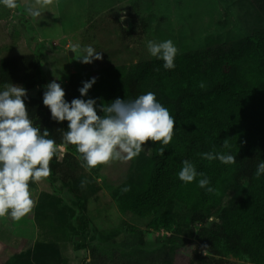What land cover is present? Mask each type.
<instances>
[{"label":"trees","instance_id":"obj_1","mask_svg":"<svg viewBox=\"0 0 264 264\" xmlns=\"http://www.w3.org/2000/svg\"><path fill=\"white\" fill-rule=\"evenodd\" d=\"M253 2L264 19V0ZM174 63L173 70H165L163 61L155 58L131 66H107L96 74H71L63 87L65 100L96 99L97 114L102 116V104L155 93L175 118L173 138L163 155L159 142H153L139 181L126 184L123 188L130 190L118 195L120 211L147 219L153 229L169 230L171 241L182 237L192 246L188 264H233L226 255L264 264V175L254 177L258 163L264 161V28L226 47L216 44L206 51L178 53ZM93 77L96 83L81 97L82 82ZM9 83L27 91L38 88L36 97L25 100L29 116L59 145L68 122L52 120L50 109L43 105L47 83L34 54L0 59V84ZM225 139L228 149L222 147ZM213 149L234 155L236 162L225 165L202 159L201 153ZM64 150L59 160L51 161V175H59L67 189L82 197L76 177L81 161L75 146ZM184 160L205 174L213 192L198 186L200 176L188 184L179 180ZM227 194L230 198L223 206ZM214 214L218 222L207 226Z\"/></svg>","mask_w":264,"mask_h":264},{"label":"rangeland","instance_id":"obj_2","mask_svg":"<svg viewBox=\"0 0 264 264\" xmlns=\"http://www.w3.org/2000/svg\"><path fill=\"white\" fill-rule=\"evenodd\" d=\"M33 3L17 0L15 9L0 4V59L34 54L41 78L62 88L74 73L151 62L150 40L170 39L178 53L206 51L264 28L253 0H54L38 18L25 11ZM73 44L90 45L103 59L83 64L70 50ZM37 91H27V97H36ZM152 147L148 141L131 161H113L96 171L78 164L79 185L88 181L82 197L57 174L30 182L33 210L19 222L0 217V264H85L89 251L91 264H188L192 246L182 237L171 241L169 230L153 229L147 219L119 209L118 195L126 184L139 181ZM229 198L227 194L223 206ZM216 222L214 214L207 226ZM225 259L255 264L230 255Z\"/></svg>","mask_w":264,"mask_h":264},{"label":"clouds","instance_id":"obj_3","mask_svg":"<svg viewBox=\"0 0 264 264\" xmlns=\"http://www.w3.org/2000/svg\"><path fill=\"white\" fill-rule=\"evenodd\" d=\"M54 0H34L25 11L29 16L38 18L41 10L52 5ZM0 4L8 9L18 7L17 0H0ZM75 59L83 64H91L94 60H102L101 52L92 46H70ZM149 54L163 61L165 70L175 68V57L178 48L172 40L147 42ZM97 78L82 82L79 89L81 97L87 96L96 83ZM43 105L50 109L51 118L56 122H68L66 131L61 133V142L50 137L48 129L41 132L35 127L29 116L25 100L27 90L12 83L4 85L0 91V217L10 216L13 222H19L35 207L30 192V182L40 183L51 174L50 163L53 158L60 159L62 149L68 145L75 146L81 161V167L91 172L100 165H109L113 161L127 163L139 156L142 146L148 141L159 142L158 152L163 155L173 138L175 118L169 110L157 101L155 93L149 91L134 100L116 98L107 105L99 106L103 115L97 114V100L74 98L70 103L65 100V91L55 80L45 85ZM200 88L205 84L201 82ZM223 148L230 145L224 140ZM207 161L219 160L230 165L236 157L228 153H201ZM264 175V161L258 163L254 177ZM202 177L198 181L200 188L213 192L210 181L204 173H198L189 160L182 162L178 178L185 184ZM88 181L82 180L80 187H86ZM129 187L122 189L126 193ZM207 247V246H204ZM85 264H91L89 251Z\"/></svg>","mask_w":264,"mask_h":264},{"label":"water","instance_id":"obj_4","mask_svg":"<svg viewBox=\"0 0 264 264\" xmlns=\"http://www.w3.org/2000/svg\"><path fill=\"white\" fill-rule=\"evenodd\" d=\"M121 22H122V23L125 25V23H124V21H123V20H122ZM69 56H70V52H69Z\"/></svg>","mask_w":264,"mask_h":264}]
</instances>
